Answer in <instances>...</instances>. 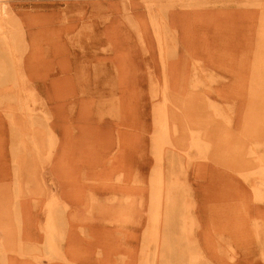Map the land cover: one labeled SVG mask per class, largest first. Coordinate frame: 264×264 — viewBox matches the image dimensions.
<instances>
[{"label": "rangeland", "instance_id": "obj_1", "mask_svg": "<svg viewBox=\"0 0 264 264\" xmlns=\"http://www.w3.org/2000/svg\"><path fill=\"white\" fill-rule=\"evenodd\" d=\"M0 9V264H264V0Z\"/></svg>", "mask_w": 264, "mask_h": 264}, {"label": "bare ground", "instance_id": "obj_2", "mask_svg": "<svg viewBox=\"0 0 264 264\" xmlns=\"http://www.w3.org/2000/svg\"><path fill=\"white\" fill-rule=\"evenodd\" d=\"M12 14V13H11ZM11 14H9V11H7V10H4V9H0V30H2V29H4V27H5V25H9V22L12 20V15ZM13 25V24H12ZM10 26V25H9ZM2 33V32H1ZM0 33V34H1ZM2 35V34H1ZM2 37V36H1ZM157 114H159L158 112H157ZM160 115V114H159ZM158 117H156V119H157ZM158 120H160V121H164V119H163V117H160V118H158ZM160 128L159 129H161L162 131H164V133H166L165 132V126H166V124H165V121L163 122V123H160ZM159 127V126H158ZM164 128V129H163ZM167 131V130H166ZM157 136V135H156ZM160 136H161V134H160ZM161 138V137H160ZM161 140V139H160ZM161 179V178H160ZM157 181V180H156ZM156 187V186H155ZM153 188V187H152ZM159 191V190H158ZM157 199V198H156ZM192 260V259H191Z\"/></svg>", "mask_w": 264, "mask_h": 264}]
</instances>
